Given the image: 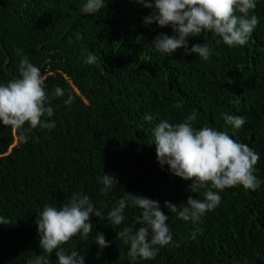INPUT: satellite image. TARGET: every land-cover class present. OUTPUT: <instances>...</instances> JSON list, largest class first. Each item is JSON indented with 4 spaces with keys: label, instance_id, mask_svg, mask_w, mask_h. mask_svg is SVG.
Returning <instances> with one entry per match:
<instances>
[{
    "label": "trees",
    "instance_id": "obj_1",
    "mask_svg": "<svg viewBox=\"0 0 264 264\" xmlns=\"http://www.w3.org/2000/svg\"><path fill=\"white\" fill-rule=\"evenodd\" d=\"M84 3L0 0V84L19 78L26 56L46 78L54 113L43 119L55 122L51 130L0 124V216L10 220L0 224V264H27L43 254L36 216L46 204L59 208L73 193L87 195L105 216L127 193L156 199L173 236V243L156 246L154 259L133 260L130 245L116 238L125 226H142V209L129 202L120 226L93 215L87 239L74 236L62 245L66 253L84 255L85 264H264V0H257L252 14L259 23L247 44L229 47L208 31L189 38V48H212L207 61L183 48L170 55L152 47L158 34L174 33L170 26L145 25L152 10L135 0H105L91 15L81 12ZM89 53L98 57L95 64L85 62ZM57 86L63 96L52 95ZM192 110L195 128L226 131L259 154L254 174L262 182L255 191L237 186L220 192L221 203L195 226L163 205L169 201L179 211L189 196L203 199V190L188 191L192 181L162 168L152 144L160 120L180 123ZM225 114L246 123L234 129ZM104 173L119 181L107 193L98 180ZM195 228L201 231L192 239ZM97 233L108 247L95 243ZM55 251L44 254L49 264H57Z\"/></svg>",
    "mask_w": 264,
    "mask_h": 264
},
{
    "label": "clouds",
    "instance_id": "obj_2",
    "mask_svg": "<svg viewBox=\"0 0 264 264\" xmlns=\"http://www.w3.org/2000/svg\"><path fill=\"white\" fill-rule=\"evenodd\" d=\"M143 7L151 9V13L143 20L145 25L156 23L160 28L171 27L173 35L158 34L151 46L161 53L172 54L183 48L186 55L193 53L207 61L212 55V48L205 44H193L189 48V38L198 37L203 32H214L229 47L247 44L257 27L258 17L252 13L257 0H135ZM105 7V0H85L81 8L83 14H95ZM77 39L81 36L77 34ZM137 37V43L140 42ZM220 40L217 41V44ZM18 54L22 50H17ZM98 57L89 53L86 63L95 64ZM19 78H13L0 84V124L23 130L37 127L51 130L55 122H47L45 116L52 117L54 109L50 106V97L45 90V76L40 68L31 63L26 56L19 62ZM53 96H63L61 87H55ZM73 97L69 94L66 104L70 105ZM145 120L151 122L153 117L146 115ZM196 110L180 123H170L167 119L160 120L152 129L153 143L157 162L163 168L185 181H192L187 190L197 193L203 190V199L187 198L186 206L178 211L177 205L165 201L163 207L169 212H178V217L191 221L195 226L208 211L221 203L220 192L227 188L242 186L246 190L255 191L261 181L254 174L259 162V154L247 144L232 139L226 131H218L209 126L195 128ZM224 122L234 129H240L246 118L239 115L225 114ZM27 142V137L22 135ZM104 185L101 192L107 193L114 185L119 184L115 174L104 173L98 177ZM215 190V191H214ZM129 202L133 207L142 209L137 223L139 228L123 227L117 232L116 238L130 245L129 255L135 260L154 259L156 246L165 247L173 243V236L168 226L169 216L162 211L161 204L152 198L127 193L117 201L107 216L97 210L87 195L73 193L67 203L59 208L44 205L35 223L39 236V247L42 253L27 264H49L46 255L55 251L57 264H85V256L77 250L66 253L62 245L74 236L87 239L92 233L91 216L101 220L107 219L111 225L120 226ZM0 224L8 225L10 220L0 216ZM195 228L191 238H196ZM95 243L100 249L109 246L103 233L95 235ZM176 246H179L178 244Z\"/></svg>",
    "mask_w": 264,
    "mask_h": 264
}]
</instances>
